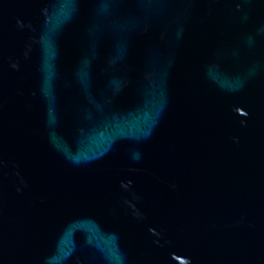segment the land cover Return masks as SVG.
Wrapping results in <instances>:
<instances>
[{"label":"water","instance_id":"95a60500","mask_svg":"<svg viewBox=\"0 0 264 264\" xmlns=\"http://www.w3.org/2000/svg\"><path fill=\"white\" fill-rule=\"evenodd\" d=\"M0 264H264V0H0Z\"/></svg>","mask_w":264,"mask_h":264}]
</instances>
